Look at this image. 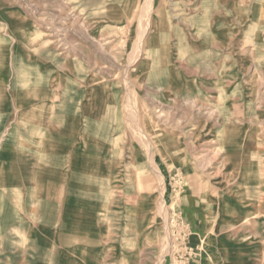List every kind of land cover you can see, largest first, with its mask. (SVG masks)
Wrapping results in <instances>:
<instances>
[{"label": "rangeland", "instance_id": "1", "mask_svg": "<svg viewBox=\"0 0 264 264\" xmlns=\"http://www.w3.org/2000/svg\"><path fill=\"white\" fill-rule=\"evenodd\" d=\"M16 5L111 157L100 237L82 242L102 254L81 264H222L236 234L264 243V0Z\"/></svg>", "mask_w": 264, "mask_h": 264}, {"label": "crops", "instance_id": "2", "mask_svg": "<svg viewBox=\"0 0 264 264\" xmlns=\"http://www.w3.org/2000/svg\"><path fill=\"white\" fill-rule=\"evenodd\" d=\"M16 3L0 0V264H81L102 254L82 242L100 237L111 157L93 106L65 96L63 56ZM247 236L222 264H264L260 234Z\"/></svg>", "mask_w": 264, "mask_h": 264}, {"label": "bare ground", "instance_id": "3", "mask_svg": "<svg viewBox=\"0 0 264 264\" xmlns=\"http://www.w3.org/2000/svg\"><path fill=\"white\" fill-rule=\"evenodd\" d=\"M77 237V236H76ZM87 239V238H86ZM75 242V241H74ZM76 243V242H75ZM77 244H79V243H77Z\"/></svg>", "mask_w": 264, "mask_h": 264}]
</instances>
